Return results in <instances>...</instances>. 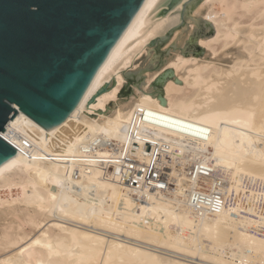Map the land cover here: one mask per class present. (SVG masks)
I'll use <instances>...</instances> for the list:
<instances>
[{
    "label": "bare ground",
    "instance_id": "6f19581e",
    "mask_svg": "<svg viewBox=\"0 0 264 264\" xmlns=\"http://www.w3.org/2000/svg\"><path fill=\"white\" fill-rule=\"evenodd\" d=\"M157 1L145 0L61 124L48 131L22 111L4 123L18 154L0 169V249L24 242L0 264H264V0L194 7L214 28L201 44H239L223 49L222 73L178 53L143 80L146 92L173 69L182 84L165 80L166 106L133 85L124 106L92 115L145 44L179 23L185 1L158 17Z\"/></svg>",
    "mask_w": 264,
    "mask_h": 264
},
{
    "label": "water",
    "instance_id": "95a60500",
    "mask_svg": "<svg viewBox=\"0 0 264 264\" xmlns=\"http://www.w3.org/2000/svg\"><path fill=\"white\" fill-rule=\"evenodd\" d=\"M179 0H158L150 13L165 14ZM200 0L182 4L180 21L163 35L154 37L134 56L121 75L127 82L117 93L119 104L132 93L131 83L142 90L144 71L156 70L178 52L199 56L204 47L197 38L213 33L211 22L191 16ZM40 3L38 16L28 5ZM145 0H0V130L18 111L46 130L61 124L78 106L96 73L111 50L130 26ZM171 12L170 14L174 13ZM149 13V14H150ZM148 14V15H149ZM153 16V17H154ZM208 59V58H205ZM174 77L173 69H164L146 88L165 105L162 86ZM115 83L113 76L87 101ZM87 104L84 108H87ZM116 105H105L107 114ZM101 112L100 109L94 110ZM18 154V150L0 135V169Z\"/></svg>",
    "mask_w": 264,
    "mask_h": 264
},
{
    "label": "rangeland",
    "instance_id": "374dc122",
    "mask_svg": "<svg viewBox=\"0 0 264 264\" xmlns=\"http://www.w3.org/2000/svg\"><path fill=\"white\" fill-rule=\"evenodd\" d=\"M184 1H187V0H184ZM215 5H216V3H215ZM166 7V5H162V7H160V9L161 8H165ZM182 9V8H181ZM193 10H194V8L191 10V16H194L195 18H197V17H201L202 19H205L203 16H201V15H194L193 14ZM160 15H162V14H160ZM160 15H157V17L158 16H160ZM244 18L245 17H242L241 18V21H243V22H241L240 24L243 26V25H245V26H247V25H249V23H250V21L248 22L247 21V18H245L246 19V21L244 20ZM178 24V23H177ZM247 24V25H246ZM213 26V25H212ZM213 30H214V28H213ZM168 31V30H167ZM166 31V32H167ZM165 32V33H166ZM163 35V34H162ZM212 36V35H211ZM210 36V37H211ZM201 37H198L197 38V40H196V42H197V45L198 46H200L201 48H203L204 47V51H203V53L200 55V57L199 56H192V55H187V56H183L182 54H180L179 53V55H181V57H184V58H194L195 59V61L196 60H200V61H203V63H208L209 65L211 64L214 68H217V69H219L220 70V73H222L223 72V70L225 69V68H227V67H229V66H231L232 65V61H231V59H230V57H231V53L229 52L227 55H224V56H222L221 55V53H222V51H223V49H225V48H227V47H233V46H235V45H239V44H233V43H231L229 46H226V47H219V44L218 43H213L212 42V47H210L212 50H216L217 49V44H218V50H214V52H216V53H214L211 49H209L206 45H204V44H201L200 42H199V39H200ZM208 38V37H207ZM149 43V42H148ZM147 43V44H148ZM169 53L170 54H174V56L173 57H175V55L176 54H178V52L176 53V52H174V51H171V50H169ZM205 58H208V59H205ZM229 61H231V62H229ZM180 61H178L177 63H179ZM181 63V62H180ZM178 64V66L180 65V66H184V67H186V66H189V64L191 63L190 61H187V63L185 64V62H183L185 65H183V63H181V64ZM194 63V62H193ZM131 65V64H130ZM130 65L129 66H127V67H130ZM126 67V68H127ZM161 67V66H160ZM159 67V68H160ZM182 67H180V68H182ZM126 68H124L123 70H125ZM179 68V67H178ZM123 70L121 71V72H123ZM180 70H182L181 71V73L183 72L184 73V71L185 70H183V68L182 69H180ZM144 74L146 73V71H144L143 72ZM123 82H127V80L126 79H123ZM123 82H122V84H121V86H120V88H119V90L121 89V87L123 86ZM128 86H130V87H132L133 85L131 84V83H128ZM119 90L117 91V93L119 92ZM130 95V94H129ZM116 99H119V97H117V94H116V97L115 98H113V99H110L109 101H107L106 103H105V105H107L110 101H113L114 102V104L116 105L114 108H112L107 114H104L103 112L106 110V107H105V105L103 106V107H98L97 109H95V110H98V109H100L101 110V112L99 113V112H96V111H93L92 112V115H94V116H96V117H98V116H109V115H111L112 114V112L113 111H115L116 109H118V107H120V106H124L125 104H126V101H127V99L126 100H123L121 103H119V104H117L116 103ZM12 194H15L16 193V189H14V191H12L11 192ZM2 196H6L7 195V193L6 192H4V191H1V193H0ZM4 194V195H3ZM2 224H4V220L2 219V215L0 214V228H1V226H2ZM29 229V227H26V230H28ZM89 230H92L93 231V229H91V228H89ZM96 231V230H95ZM35 232V231H34ZM34 232H32L31 233V235L34 233ZM96 232H100V231H96ZM100 233H102V232H100ZM103 234H106V233H103ZM106 235H109V234H106ZM115 238H117V239H119V240H123L124 238H123V236H115ZM126 241H128V240H126ZM24 241H21V242H19V243H17V244H15V245H12V246H9V247H7V248H5V249H0V256L1 257H3L2 255H6V254H8V252L10 251V253H12L13 251L12 250H16L15 248H17L18 246H20L22 243H23ZM131 242V241H130ZM137 244H139V243H137ZM139 245H142V244H139ZM6 253V254H5ZM9 253V254H10ZM192 262H197V260H191Z\"/></svg>",
    "mask_w": 264,
    "mask_h": 264
},
{
    "label": "snow or ice",
    "instance_id": "6c2138e0",
    "mask_svg": "<svg viewBox=\"0 0 264 264\" xmlns=\"http://www.w3.org/2000/svg\"><path fill=\"white\" fill-rule=\"evenodd\" d=\"M40 3L38 2H33L31 4L28 5V9L30 11V14L33 16H38L40 13Z\"/></svg>",
    "mask_w": 264,
    "mask_h": 264
}]
</instances>
